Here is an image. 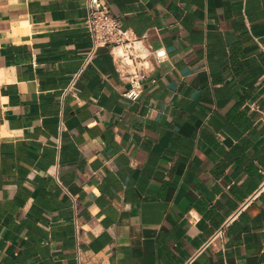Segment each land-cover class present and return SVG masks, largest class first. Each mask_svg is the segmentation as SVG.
<instances>
[{"label":"crops","instance_id":"1","mask_svg":"<svg viewBox=\"0 0 264 264\" xmlns=\"http://www.w3.org/2000/svg\"><path fill=\"white\" fill-rule=\"evenodd\" d=\"M105 1L136 100L106 48L63 99L84 0H0V264H264V0Z\"/></svg>","mask_w":264,"mask_h":264},{"label":"built area","instance_id":"2","mask_svg":"<svg viewBox=\"0 0 264 264\" xmlns=\"http://www.w3.org/2000/svg\"><path fill=\"white\" fill-rule=\"evenodd\" d=\"M84 2L88 11L86 26L91 35L92 46L80 69L71 76L63 91V99L74 92L85 70L93 63L101 48L109 50L119 76L129 80L131 87L122 96L130 100L138 99L142 92V79L157 65L167 61V50L164 47L154 49L147 45L142 37L125 29L121 20L112 13L110 5L105 0H84ZM53 173L55 179L60 183L58 179L59 165L54 167ZM189 216L193 224L200 220L194 211H190ZM75 225L78 229L76 217ZM223 233L224 227L215 233L212 240L221 238Z\"/></svg>","mask_w":264,"mask_h":264}]
</instances>
